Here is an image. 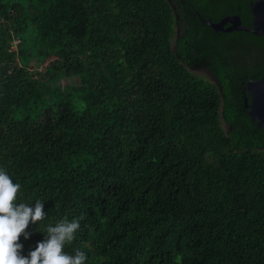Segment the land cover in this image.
Returning a JSON list of instances; mask_svg holds the SVG:
<instances>
[{
  "label": "trees",
  "instance_id": "trees-1",
  "mask_svg": "<svg viewBox=\"0 0 264 264\" xmlns=\"http://www.w3.org/2000/svg\"><path fill=\"white\" fill-rule=\"evenodd\" d=\"M249 1L0 0V168L85 264H264V35L207 23Z\"/></svg>",
  "mask_w": 264,
  "mask_h": 264
},
{
  "label": "clouds",
  "instance_id": "clouds-1",
  "mask_svg": "<svg viewBox=\"0 0 264 264\" xmlns=\"http://www.w3.org/2000/svg\"><path fill=\"white\" fill-rule=\"evenodd\" d=\"M20 188L21 185L0 168V264H85L84 251L65 250L80 227L79 218H61L39 227L36 222L46 217L42 200L35 199L32 204L19 200ZM30 223L36 224L43 238L25 254L21 251L20 237L29 238L26 228Z\"/></svg>",
  "mask_w": 264,
  "mask_h": 264
},
{
  "label": "water",
  "instance_id": "water-1",
  "mask_svg": "<svg viewBox=\"0 0 264 264\" xmlns=\"http://www.w3.org/2000/svg\"><path fill=\"white\" fill-rule=\"evenodd\" d=\"M251 8L253 18L250 25H245L239 15L226 17L218 23L209 21L207 23L217 32L246 31L262 36L264 35V0H255L251 3ZM227 23L230 24V27L225 28ZM208 74L214 81H217L211 72ZM245 89L247 91V95L244 97L245 106L249 108L252 119L256 120L260 127H264V78L249 80Z\"/></svg>",
  "mask_w": 264,
  "mask_h": 264
},
{
  "label": "flooded vegetation",
  "instance_id": "flooded-vegetation-1",
  "mask_svg": "<svg viewBox=\"0 0 264 264\" xmlns=\"http://www.w3.org/2000/svg\"><path fill=\"white\" fill-rule=\"evenodd\" d=\"M255 0H250L249 1V12H250V23L252 22V18H253V14H252V8H251V3L252 2H254ZM234 15H238V14H229V15H227V16H225L224 18H226V17H229V16H234ZM223 18V19H224ZM242 20V19H241ZM222 21V20H221ZM228 27H230V24L229 23H227L226 25H225V28H228ZM232 32V31H231ZM205 72H207V71H205ZM208 74V73H207Z\"/></svg>",
  "mask_w": 264,
  "mask_h": 264
},
{
  "label": "rangeland",
  "instance_id": "rangeland-1",
  "mask_svg": "<svg viewBox=\"0 0 264 264\" xmlns=\"http://www.w3.org/2000/svg\"><path fill=\"white\" fill-rule=\"evenodd\" d=\"M31 65H32V63H31ZM60 83H61V85H65L66 84V80L61 81Z\"/></svg>",
  "mask_w": 264,
  "mask_h": 264
}]
</instances>
